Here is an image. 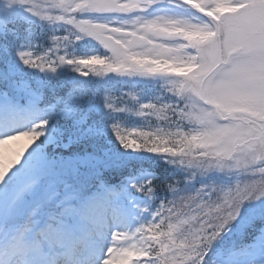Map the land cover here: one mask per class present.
Returning a JSON list of instances; mask_svg holds the SVG:
<instances>
[{
    "label": "rangeland",
    "instance_id": "374dc122",
    "mask_svg": "<svg viewBox=\"0 0 264 264\" xmlns=\"http://www.w3.org/2000/svg\"><path fill=\"white\" fill-rule=\"evenodd\" d=\"M186 1L203 9L209 6L210 9L219 7L222 11L228 9L220 23V63L217 40L214 39L212 44L206 40V35L213 31V27L207 26V18H194L195 22L189 20L188 24L182 23L186 20L181 12H176L175 16H162L165 12L170 15L172 10L169 9L180 7L172 0H0V17L4 19L28 17L56 33L61 32V39L94 40L104 49L112 42L120 44L122 35L116 33H125L126 28L119 25L127 24L131 14L144 13L161 5L164 11H161L157 23L159 32L154 35L156 37L152 36L156 43L145 52L135 37L133 41L130 39L133 52L129 53L146 54L149 58L144 61L149 64L156 58L163 59L159 73L153 68L150 72L159 78L170 74L178 78L177 83L166 77L169 79L167 83L180 91L178 96L184 98L187 105L195 108L191 111L195 125L190 129V139L172 155L184 166L187 174L183 183L173 187L166 199L147 186L148 174L130 177L133 184L124 183L119 188L102 184L96 191L91 186L92 181L98 180L99 170L105 168L106 154L70 157L48 154L45 150L47 144L53 143L47 128L38 127L42 122L40 117L45 116L44 110L38 107L40 93L28 86L24 73H47V67H42L41 71V66L31 60V52L23 44L10 51L6 58L0 57L7 61L8 73H19L21 83L15 86L16 92L26 98L24 103H18L0 90V132L16 129L33 133L38 141L31 152L43 155L49 165L46 179L57 190H76L78 204L96 197L106 205L98 226L74 218V231L85 240L80 252L89 248L94 254L80 258L79 264H86L96 255L109 252L115 254L112 264H199L215 228L219 229L217 239L222 240L213 242L208 264H264V224L249 250L239 245L244 227L255 219H264V197L244 201L236 221L228 228L221 226L237 193L254 182H264V135L252 123L219 120L202 103L199 93L204 75L214 69L204 84V97L212 100L223 114L251 117L264 125V60L261 67L253 68L252 63L247 64L256 54L263 55L264 59V0H233L229 6L223 0L209 6V0ZM213 11L206 10L208 15ZM187 12L193 20L196 14L190 10ZM152 15L153 19L157 17L156 13ZM227 17L233 18L232 24L226 22ZM234 18L243 28L235 25ZM184 24L188 27L185 28ZM173 27L180 34L171 30ZM196 36L198 40L194 41ZM192 47L195 50L187 55L191 58L189 61L183 54L187 49L190 52ZM192 53L199 58L195 59ZM240 57L249 58L236 64ZM24 59L32 64L25 65ZM92 59V62L100 63L97 57ZM137 60L129 65L130 61L124 57H115L111 64L116 68L97 74L98 82L105 83L114 72L123 77L136 76L132 67L135 64H139L136 66L138 72L150 77L148 67ZM181 70L185 73L182 74ZM39 139L44 143L40 144ZM10 147L0 141V167L6 160L5 148ZM31 199L28 196L18 202L17 209H23ZM19 219L22 217H16L15 222ZM89 230H93V234L86 236ZM12 234L11 230L7 234L0 233V244L4 243L0 246V254L4 253ZM45 251L52 257L61 249L45 248ZM15 259L21 264L18 257ZM95 264L99 261L96 260Z\"/></svg>",
    "mask_w": 264,
    "mask_h": 264
},
{
    "label": "trees",
    "instance_id": "16d2710c",
    "mask_svg": "<svg viewBox=\"0 0 264 264\" xmlns=\"http://www.w3.org/2000/svg\"><path fill=\"white\" fill-rule=\"evenodd\" d=\"M3 27L6 34L0 35L1 57L8 56L6 50L9 47L13 49L24 43L30 46L31 60L36 65L45 66L50 72L57 70L52 74L24 73L31 87L36 88L38 83H44V103L56 102L62 110L66 109L63 117L50 120L55 144L45 146L49 154L70 157L106 154L107 163L104 169H98L100 179L92 181L93 187H98L100 180L121 183L128 176H138L142 172L149 175L148 186L151 190L166 199L173 187L183 183L187 171L179 163L175 164L169 153H177L181 146L188 143L190 129L195 125L191 114L195 108L187 105L184 98L178 96L180 91L167 83L169 79L176 81V77L171 74L165 75L169 79L154 76L150 71L153 68L159 73L160 64L144 61V58H149L146 54L129 53L128 45H124L125 51L124 47H116L118 53L112 55L110 50L102 49L101 57L97 55L100 63H94L92 55L98 51L91 42L78 43L73 37L61 39V33L55 35L49 28L29 21H14ZM171 30H177L180 34L175 27ZM138 32L147 38L156 35L157 28L145 26ZM139 34L131 31L127 39ZM154 39L147 38V42ZM115 57H124L127 62L133 59L129 65L140 60L148 67L150 77L138 72L136 66L139 64H135L132 67L136 77H123L114 72L105 83L98 82L97 74L116 68L111 64ZM66 58L68 68L61 63V59ZM0 61V88L15 98L13 87L20 83L19 73L8 74L5 59ZM29 62L32 64V61ZM181 73L185 71L181 70ZM92 99L93 103L89 101ZM263 223L260 219L248 223L239 245L250 248ZM218 234L219 229L215 228L212 238H217Z\"/></svg>",
    "mask_w": 264,
    "mask_h": 264
},
{
    "label": "snow or ice",
    "instance_id": "6c2138e0",
    "mask_svg": "<svg viewBox=\"0 0 264 264\" xmlns=\"http://www.w3.org/2000/svg\"><path fill=\"white\" fill-rule=\"evenodd\" d=\"M3 26L7 27L8 24ZM5 34L6 32H0V35ZM19 55L22 57L24 54L21 52ZM23 63L28 65L30 62L24 59ZM40 70L43 71V68ZM42 123L46 127L48 121ZM0 141L5 146L11 145L10 148H5L6 160L3 167H0V233L7 234L9 230L13 233L4 253L0 254V264H17V257L21 264H79L77 251L85 246V240L74 235V218L98 226L102 221L105 203L93 197L78 204L76 190H57L46 179L49 165L43 155L31 152L38 141L33 133L7 130L0 132ZM28 196L32 199L23 209L18 210V202L24 201ZM257 196L264 197V182H254L240 190L230 202V211L223 227L228 228L236 221L244 201ZM16 217L22 219L15 222ZM93 230L85 235L91 236ZM216 239L208 241L199 264H208L207 258ZM45 248L62 251L50 258ZM114 256L111 252L103 256L96 255L93 264L96 260L99 264H112Z\"/></svg>",
    "mask_w": 264,
    "mask_h": 264
},
{
    "label": "water",
    "instance_id": "95a60500",
    "mask_svg": "<svg viewBox=\"0 0 264 264\" xmlns=\"http://www.w3.org/2000/svg\"><path fill=\"white\" fill-rule=\"evenodd\" d=\"M219 114V113H218ZM219 116H221L220 114H219ZM228 117H233V116H227V117H225V118H228ZM233 118H235V119H243V118H238V117H233Z\"/></svg>",
    "mask_w": 264,
    "mask_h": 264
},
{
    "label": "bare ground",
    "instance_id": "6f19581e",
    "mask_svg": "<svg viewBox=\"0 0 264 264\" xmlns=\"http://www.w3.org/2000/svg\"><path fill=\"white\" fill-rule=\"evenodd\" d=\"M4 244V243H3ZM3 244H0V246L2 247Z\"/></svg>",
    "mask_w": 264,
    "mask_h": 264
}]
</instances>
